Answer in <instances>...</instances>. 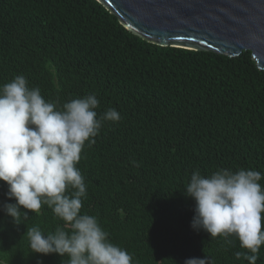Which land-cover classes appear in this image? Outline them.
Listing matches in <instances>:
<instances>
[{
    "label": "trees",
    "instance_id": "16d2710c",
    "mask_svg": "<svg viewBox=\"0 0 264 264\" xmlns=\"http://www.w3.org/2000/svg\"><path fill=\"white\" fill-rule=\"evenodd\" d=\"M21 74L58 106L95 93L98 115L120 113L85 144L77 167L87 191L81 214L95 216L132 264L205 256L248 264L235 256L248 251L235 236L226 243L192 229L195 201L184 189L194 171L219 168L259 171L264 188V69L250 49L231 57L161 46L98 0H0V86ZM6 192L0 181V264H67V255L32 253L26 234L64 222L42 205L38 213L21 207L15 224L2 209L15 203Z\"/></svg>",
    "mask_w": 264,
    "mask_h": 264
},
{
    "label": "clouds",
    "instance_id": "9594fccd",
    "mask_svg": "<svg viewBox=\"0 0 264 264\" xmlns=\"http://www.w3.org/2000/svg\"><path fill=\"white\" fill-rule=\"evenodd\" d=\"M95 93L58 106L46 101L38 87H28L24 75L0 86V181L7 184L2 209L15 224L21 207L38 213L42 205L64 222L54 233L38 226L26 231L32 253L67 255V264H132L127 250L110 242L97 218L81 214L86 198L84 177L77 167L87 143L96 142L104 122H118L120 113L108 108L97 113ZM133 163H135L133 161ZM256 170L219 168L208 176L194 171L185 195L195 201L193 230L211 238L235 236L247 252L237 259L256 264L264 245V188ZM28 211L24 212L27 218ZM184 264H212L209 257L188 258Z\"/></svg>",
    "mask_w": 264,
    "mask_h": 264
},
{
    "label": "water",
    "instance_id": "95a60500",
    "mask_svg": "<svg viewBox=\"0 0 264 264\" xmlns=\"http://www.w3.org/2000/svg\"><path fill=\"white\" fill-rule=\"evenodd\" d=\"M121 24L161 45L237 56L264 69V0H98Z\"/></svg>",
    "mask_w": 264,
    "mask_h": 264
}]
</instances>
